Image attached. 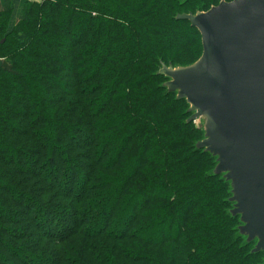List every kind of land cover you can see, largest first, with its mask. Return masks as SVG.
Listing matches in <instances>:
<instances>
[{"label":"trees","instance_id":"1","mask_svg":"<svg viewBox=\"0 0 264 264\" xmlns=\"http://www.w3.org/2000/svg\"><path fill=\"white\" fill-rule=\"evenodd\" d=\"M233 0H41L0 11V264H261L162 65L180 14Z\"/></svg>","mask_w":264,"mask_h":264},{"label":"water","instance_id":"2","mask_svg":"<svg viewBox=\"0 0 264 264\" xmlns=\"http://www.w3.org/2000/svg\"><path fill=\"white\" fill-rule=\"evenodd\" d=\"M202 38L191 66L162 65L164 88L200 121L198 151L216 160L212 177L230 186L232 218L252 255L264 253V0L222 1L206 12L180 14ZM264 264V261L263 263Z\"/></svg>","mask_w":264,"mask_h":264},{"label":"crops","instance_id":"3","mask_svg":"<svg viewBox=\"0 0 264 264\" xmlns=\"http://www.w3.org/2000/svg\"><path fill=\"white\" fill-rule=\"evenodd\" d=\"M28 1L40 2L41 0H0V11H14L15 20L22 16L24 5Z\"/></svg>","mask_w":264,"mask_h":264},{"label":"rangeland","instance_id":"4","mask_svg":"<svg viewBox=\"0 0 264 264\" xmlns=\"http://www.w3.org/2000/svg\"><path fill=\"white\" fill-rule=\"evenodd\" d=\"M234 1V0H233ZM232 2V1H231ZM200 12H202V11H200ZM196 126H198V127H202V125H201V123H200V121H198L197 123H194ZM210 174H211V172H210Z\"/></svg>","mask_w":264,"mask_h":264}]
</instances>
